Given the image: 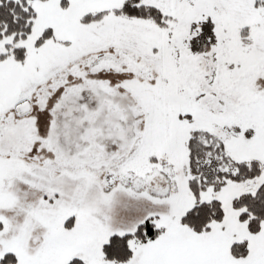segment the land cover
I'll return each instance as SVG.
<instances>
[{
  "label": "snow or ice",
  "instance_id": "snow-or-ice-1",
  "mask_svg": "<svg viewBox=\"0 0 264 264\" xmlns=\"http://www.w3.org/2000/svg\"><path fill=\"white\" fill-rule=\"evenodd\" d=\"M0 264H264V0H0Z\"/></svg>",
  "mask_w": 264,
  "mask_h": 264
}]
</instances>
